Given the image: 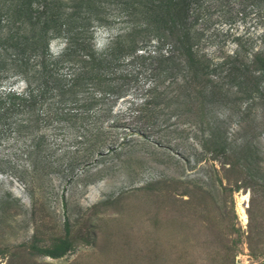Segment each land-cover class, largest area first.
Instances as JSON below:
<instances>
[{"label": "rangeland", "instance_id": "obj_1", "mask_svg": "<svg viewBox=\"0 0 264 264\" xmlns=\"http://www.w3.org/2000/svg\"><path fill=\"white\" fill-rule=\"evenodd\" d=\"M97 1L110 10L117 4ZM195 6L197 52L212 66L249 63L254 55L264 62V0ZM120 27L95 30L94 48L103 50ZM60 48L50 44L54 54ZM226 67L214 71L211 85L233 84ZM120 69L132 67L123 62ZM241 73V88L255 92L240 98L229 88L211 107L218 140L225 139L214 153L197 145L198 133L182 118L147 140L109 146L125 129L94 138L88 126L101 114L97 106L40 129L36 148L29 135L5 134L0 264H264V77L249 68ZM126 75L115 101L106 96L103 124L128 123L129 109L142 99L148 83Z\"/></svg>", "mask_w": 264, "mask_h": 264}, {"label": "trees", "instance_id": "obj_2", "mask_svg": "<svg viewBox=\"0 0 264 264\" xmlns=\"http://www.w3.org/2000/svg\"><path fill=\"white\" fill-rule=\"evenodd\" d=\"M116 2L110 10L97 0H0V138L29 135L36 148L43 141L40 129L97 106L101 114L88 126L94 138L125 129L123 136L110 137L109 146L124 145L131 137L147 140L155 130L177 127L182 118L198 133L199 147L221 150L225 139L218 140L210 109L227 97L229 88L249 98L255 91L241 88V72L249 68L264 77V62L254 55L248 64L233 59L212 66L197 52V0ZM115 22L121 27L97 51L95 30ZM55 41L61 48L54 54L50 44ZM123 62L132 67L130 73L120 69ZM223 65L232 71L233 84L211 85V77L217 82L214 71ZM126 74L148 83L142 99L129 109L128 123L103 124L107 97L115 101L122 90L118 81L127 80ZM170 119L173 124H167Z\"/></svg>", "mask_w": 264, "mask_h": 264}, {"label": "bare ground", "instance_id": "obj_3", "mask_svg": "<svg viewBox=\"0 0 264 264\" xmlns=\"http://www.w3.org/2000/svg\"><path fill=\"white\" fill-rule=\"evenodd\" d=\"M243 200H245V196H243ZM240 216H241V219L242 220H244L245 221V214H244V212H243V209L242 208H240Z\"/></svg>", "mask_w": 264, "mask_h": 264}]
</instances>
